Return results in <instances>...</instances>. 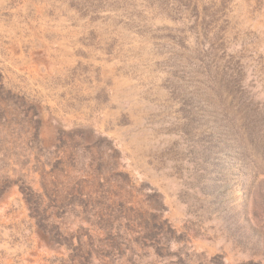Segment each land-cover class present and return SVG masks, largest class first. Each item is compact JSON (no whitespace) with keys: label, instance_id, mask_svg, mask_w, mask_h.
Masks as SVG:
<instances>
[{"label":"rangeland","instance_id":"obj_1","mask_svg":"<svg viewBox=\"0 0 264 264\" xmlns=\"http://www.w3.org/2000/svg\"><path fill=\"white\" fill-rule=\"evenodd\" d=\"M0 264H264V0H0Z\"/></svg>","mask_w":264,"mask_h":264}]
</instances>
